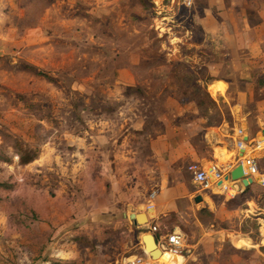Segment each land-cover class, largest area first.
I'll use <instances>...</instances> for the list:
<instances>
[{
    "label": "rangeland",
    "instance_id": "rangeland-1",
    "mask_svg": "<svg viewBox=\"0 0 264 264\" xmlns=\"http://www.w3.org/2000/svg\"><path fill=\"white\" fill-rule=\"evenodd\" d=\"M180 9L184 20L162 21L154 0H0V264H120L134 255L169 264L148 258L141 239L148 232L128 212H145L150 194L173 180L198 187L188 170L163 177L150 140L167 124L195 120L199 138L209 124L235 126L212 93L226 84L208 86L206 67L188 46L200 39L185 34L192 9ZM215 145L229 160L230 143ZM33 151L34 160L20 163V152ZM87 185L96 199L125 203L126 216L87 222ZM203 192L237 194L230 206L247 198L250 216L214 220L199 211L200 224L180 226L181 264H264V187ZM207 229L219 230L218 238Z\"/></svg>",
    "mask_w": 264,
    "mask_h": 264
},
{
    "label": "crops",
    "instance_id": "crops-1",
    "mask_svg": "<svg viewBox=\"0 0 264 264\" xmlns=\"http://www.w3.org/2000/svg\"><path fill=\"white\" fill-rule=\"evenodd\" d=\"M180 5H182L180 1H161L159 5L157 4V12H163L160 19L163 21L165 18H171L170 21H174L183 17L182 20H184V16L179 17L181 15L179 13L180 8L184 10L186 8ZM191 9L192 23L185 27V34L191 39L198 32L200 39L189 42L188 46L198 51L196 60L206 67L210 77L208 78L210 82L206 84L210 85L218 81L226 84L225 89L217 86L219 91L215 89L212 93L217 96V101L218 97L222 98L221 101L227 105L235 126L228 123L226 119L217 124H209L206 126L208 131L199 138L197 133L192 132V128L198 125L195 120L186 122V124L165 125L164 131L150 140V148L157 158L161 175L165 178L183 177L187 171L184 166L185 161L198 162L202 165L213 162L219 164L225 174L228 171L230 173L234 168L231 167L232 160L241 152H237L234 148L233 132L228 133L227 128L234 130L236 127H241L248 138L260 136L264 129V0H193V6L189 10ZM169 50L173 52L174 48ZM228 56L230 58H225ZM237 81L244 82L242 90L235 85ZM240 115L244 116V122L240 120ZM228 142L230 147H225L231 156L226 161L222 160L225 157L223 151H217L215 144L222 149L223 144L228 145ZM262 157L264 158V155ZM226 180H230V176ZM173 182L155 191V196L150 201L152 205L147 211L146 207L150 202L144 203L148 220L157 225L160 230L164 231L165 227L167 230L175 227L180 229L182 224H200L201 220L197 214L204 208L212 214L214 220L235 215L250 216L247 212L249 211L247 203L250 201L247 198L243 202L230 206L229 204L234 201L233 198L235 199L237 194L228 196L226 193L211 196L203 192L206 196L203 195L202 198H209L210 201L205 200L201 205H197L191 201V198L200 192L199 188L192 189L184 179L173 180ZM227 182L229 186H235V193L241 195L247 187H252L254 183L244 186L239 180ZM214 189L216 188H212L211 192ZM90 190L87 185L85 192L89 194L86 198L89 207L83 209L82 213V217L87 222L104 220L110 223L116 219L120 221L126 216L125 203H112L109 197L96 199ZM118 195L122 197V194ZM120 199L122 198L117 201ZM136 212H141V210L131 209L128 212L130 218L128 220L141 232L144 231V226L134 224L130 217V213ZM258 213L261 212L251 215L258 219ZM259 219L263 220L261 217ZM209 225L214 228L213 223ZM219 232L217 229H207L206 234H210V238H218ZM202 235L205 236V232L201 234L200 239L204 238Z\"/></svg>",
    "mask_w": 264,
    "mask_h": 264
},
{
    "label": "built area",
    "instance_id": "built-area-1",
    "mask_svg": "<svg viewBox=\"0 0 264 264\" xmlns=\"http://www.w3.org/2000/svg\"><path fill=\"white\" fill-rule=\"evenodd\" d=\"M157 0H154L155 4H160ZM170 2L180 1V3L186 7L191 8L193 6V0H169ZM264 132V129H263ZM246 132L241 127L234 128L233 137H234V148L237 152L242 151L239 155H236L232 160L231 167H236L237 165H241L243 169V176L245 178H251L252 182L258 183L259 185L264 187V171H262L258 165V158L264 155V133H261L260 136L253 138H248L246 136ZM256 151H258L256 153ZM259 153V154H258ZM187 170L191 173L193 182L197 185L199 189L204 190H212V188L219 189L221 192H227L232 189L228 182L230 180L225 179V175L229 174L224 173L221 167L211 162L208 165H202L198 162H191L187 165ZM155 196V192H152L149 196L150 200ZM152 203L150 202L147 209H150ZM143 230L154 235L158 234L160 242L158 243L155 239L157 246L161 248V250L170 251L176 254H182V251L185 247V237L184 233L181 229L175 227L171 230H167V228L160 230V228L152 224L150 220L146 224H143ZM149 258V256H148ZM120 264H147L142 256L134 255L131 259H126L124 262Z\"/></svg>",
    "mask_w": 264,
    "mask_h": 264
},
{
    "label": "water",
    "instance_id": "water-1",
    "mask_svg": "<svg viewBox=\"0 0 264 264\" xmlns=\"http://www.w3.org/2000/svg\"><path fill=\"white\" fill-rule=\"evenodd\" d=\"M262 133H264V132H262ZM240 152H242V151H240ZM229 176H230L231 181L239 180L244 186H248L249 184L252 183L251 178H249V177L245 178L243 176V169H242V166L240 164L237 165L236 167H234L230 171L229 175L225 176V179H229ZM202 199L203 198H202L201 194H196L193 197V200L195 203L201 202ZM130 217L132 218L134 224L139 225V226L146 224L148 222V217H147V214L145 212L130 213ZM141 220H143L144 223L141 224L140 223ZM141 239L143 242L144 250L149 252L148 256L156 257L161 253V250L159 248H157V244L155 242L153 234H151V233L142 234Z\"/></svg>",
    "mask_w": 264,
    "mask_h": 264
},
{
    "label": "bare ground",
    "instance_id": "bare-ground-1",
    "mask_svg": "<svg viewBox=\"0 0 264 264\" xmlns=\"http://www.w3.org/2000/svg\"><path fill=\"white\" fill-rule=\"evenodd\" d=\"M231 188L234 189L235 186L233 185V187H231ZM157 248H159L161 250L160 247L157 246ZM158 256H160V258L164 262H167L169 264H179V263L181 264V262L183 261V256L181 254H176V253L166 251V250H161V253Z\"/></svg>",
    "mask_w": 264,
    "mask_h": 264
},
{
    "label": "trees",
    "instance_id": "trees-1",
    "mask_svg": "<svg viewBox=\"0 0 264 264\" xmlns=\"http://www.w3.org/2000/svg\"><path fill=\"white\" fill-rule=\"evenodd\" d=\"M38 73V72H37ZM203 79V78H202ZM19 161H20V163H22V164H26V163H28V162H31L32 160H34L35 158H36V156H37V154L35 153V151H33V152H28L27 154H25L24 152H20L19 154ZM249 187H247L244 191H243V193L248 189ZM242 193V194H243ZM229 201H231V200H229ZM264 217V216H263Z\"/></svg>",
    "mask_w": 264,
    "mask_h": 264
}]
</instances>
